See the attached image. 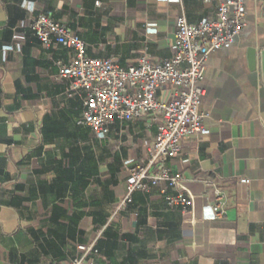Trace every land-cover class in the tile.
<instances>
[{"label": "crops", "instance_id": "obj_1", "mask_svg": "<svg viewBox=\"0 0 264 264\" xmlns=\"http://www.w3.org/2000/svg\"><path fill=\"white\" fill-rule=\"evenodd\" d=\"M220 1L0 0V264H264V84L247 59L264 38L257 0H245L235 42L201 67L205 133L166 161L194 196L187 211L167 204L175 191L164 184L134 191L114 211L158 121L115 120L104 139L78 125L82 94L56 64L74 50L44 46L30 28L44 14L76 33L87 57L156 63L172 55L175 19H213ZM215 173L226 196L219 219L204 183Z\"/></svg>", "mask_w": 264, "mask_h": 264}, {"label": "built area", "instance_id": "obj_2", "mask_svg": "<svg viewBox=\"0 0 264 264\" xmlns=\"http://www.w3.org/2000/svg\"><path fill=\"white\" fill-rule=\"evenodd\" d=\"M245 26V0H221L213 19L204 17L195 24L183 17L174 20L170 58L154 63L141 55L135 64L122 67L113 59L87 57L84 41L63 23L44 14L32 22L30 28L44 46L57 43L74 50L68 64L63 65L59 60L56 64L60 67L59 76L71 80L70 92L82 94L78 125L90 128L96 138L104 139L115 120L141 119L152 114V119L158 121L145 162L128 169L125 194L116 203L115 212L131 202L134 191L160 184L175 191L165 197L169 206L180 207L182 211L193 207L194 196L184 188L181 175L172 171L166 161L180 153L186 137L205 133L199 110L204 93L201 67L209 53L229 48ZM14 38L22 36L14 34ZM159 92L164 94L162 99ZM219 180L215 173L214 178L204 182L213 192L215 219L226 213V196ZM239 181L249 182L246 178ZM78 248L87 254L92 245ZM70 264H84V261L75 258Z\"/></svg>", "mask_w": 264, "mask_h": 264}, {"label": "water", "instance_id": "obj_3", "mask_svg": "<svg viewBox=\"0 0 264 264\" xmlns=\"http://www.w3.org/2000/svg\"><path fill=\"white\" fill-rule=\"evenodd\" d=\"M256 13L264 19V0H257ZM248 66L252 71L259 69L261 81L264 84V38L256 41V46H250L247 50Z\"/></svg>", "mask_w": 264, "mask_h": 264}]
</instances>
